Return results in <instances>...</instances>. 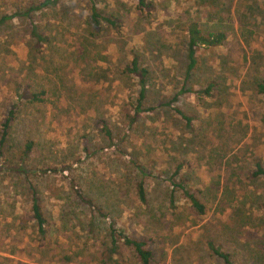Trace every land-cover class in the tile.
Listing matches in <instances>:
<instances>
[{
  "label": "rangeland",
  "instance_id": "rangeland-1",
  "mask_svg": "<svg viewBox=\"0 0 264 264\" xmlns=\"http://www.w3.org/2000/svg\"><path fill=\"white\" fill-rule=\"evenodd\" d=\"M39 1L0 0V16ZM93 1L114 24L93 27L89 0L0 22V264H139L118 233L149 264H225L208 239L264 264V0ZM190 20L225 38L196 45L187 74ZM132 55L147 68L137 110Z\"/></svg>",
  "mask_w": 264,
  "mask_h": 264
},
{
  "label": "trees",
  "instance_id": "trees-1",
  "mask_svg": "<svg viewBox=\"0 0 264 264\" xmlns=\"http://www.w3.org/2000/svg\"><path fill=\"white\" fill-rule=\"evenodd\" d=\"M55 2V0H42L37 2L36 4H31L28 6V8L21 10V11H12L10 13H4L0 16V22L3 21L4 19H8L11 18L14 15H18V14H28L30 10H35L40 8L41 6L50 4ZM90 2V7H91V11L89 12V17L91 20V25L93 27H97L99 24V19L102 18V20H104L106 23L109 24H114V21L112 19H110L107 16H102L99 13L98 7L94 4L93 0H89ZM136 4H138L141 8L142 7H150V2L145 1V0H136ZM30 32L32 34H34L36 36L37 39L41 40V36L38 32L35 31V28L32 27L30 29ZM225 38V33L224 31L221 30H208L206 32H203L202 29L198 26L197 22L195 20H190V22H188L187 26H186V72L187 74L192 70V68L195 65L196 62V58H195V46L196 45H215V44H221L222 41ZM126 67V71L127 72H132L134 73V75L137 76V83H138V90H137V96H136V104H135V110H137L139 108V104H140V100L143 96V91H144V76L147 73V68L144 66L139 65V63L137 62V59L134 55L131 56V58L129 59L128 64L125 66ZM214 84V81H209L206 83V85L203 87L202 91L204 93H209L210 89L212 88ZM255 88L257 91L259 92H263L264 91V82L263 81H256L254 83ZM182 90V89H181ZM33 98H36V94L33 93L32 94ZM175 96V95H174ZM173 96V98H174ZM12 110L8 111V115L6 116L3 124H2V129H1V135H0V141L3 140V136L6 134L5 133V128L7 126V123L10 119V114H11ZM177 113H179L186 121H189V117L183 115L179 110H176ZM107 133L109 134V132L107 131ZM30 148V141H27L25 143V148L23 150V154H25L26 150H28ZM180 168V165H177L176 171L177 169ZM257 174H261L264 176V167L259 163L256 162L255 164V168L252 171V175L256 176ZM135 191L137 192L138 197L140 198L141 201H144V199H146V194L143 188V184L141 181H138L135 185ZM184 193L186 194V196L189 199V202L191 204L192 207L196 208L198 211H202L203 210V205L202 203L199 201V199L197 198L196 195H194L193 193L183 190ZM32 194V198H31V202H30V210H31V214L32 217L34 218L36 225H37V229L39 232H42L43 230V223H44V218L41 215L38 203L36 201V195L33 193V190L31 191ZM82 197V196H81ZM84 197H82L83 199ZM84 200H86L84 198ZM261 207L264 209V203H261ZM112 231V229H111ZM119 238H121V242L130 247L132 249V251L134 252V254H136L137 258H138V262L139 264H149V260H151L152 258V254H151V250L149 248H147L144 244L145 242L141 239L138 238H130L122 233H118ZM115 239H111V243H112V248L110 249L111 252H114L115 249ZM206 244L208 246V248L212 251L215 252L216 254H218L219 256H221L224 259V263L225 264H233L231 262V259L229 258V254L223 250H221L218 246L214 245L210 239H208L206 241ZM101 264H107V261H105L104 259L100 260Z\"/></svg>",
  "mask_w": 264,
  "mask_h": 264
}]
</instances>
